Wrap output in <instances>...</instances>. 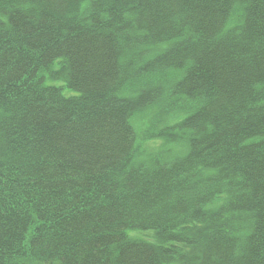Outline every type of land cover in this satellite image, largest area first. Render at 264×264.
I'll return each instance as SVG.
<instances>
[{
    "label": "trees",
    "instance_id": "obj_1",
    "mask_svg": "<svg viewBox=\"0 0 264 264\" xmlns=\"http://www.w3.org/2000/svg\"><path fill=\"white\" fill-rule=\"evenodd\" d=\"M0 264H264V0H0Z\"/></svg>",
    "mask_w": 264,
    "mask_h": 264
},
{
    "label": "rangeland",
    "instance_id": "obj_2",
    "mask_svg": "<svg viewBox=\"0 0 264 264\" xmlns=\"http://www.w3.org/2000/svg\"><path fill=\"white\" fill-rule=\"evenodd\" d=\"M150 145H152V144H148V145H146V146L148 147V146H150ZM138 235H139L140 237H142V238L149 239V235H148V234H140V233L135 232L133 236H138Z\"/></svg>",
    "mask_w": 264,
    "mask_h": 264
}]
</instances>
